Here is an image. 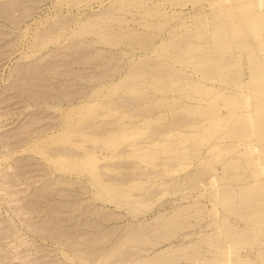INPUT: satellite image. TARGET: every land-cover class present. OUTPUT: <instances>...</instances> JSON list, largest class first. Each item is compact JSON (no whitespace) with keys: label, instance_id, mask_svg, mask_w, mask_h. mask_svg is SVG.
Here are the masks:
<instances>
[{"label":"rangeland","instance_id":"obj_1","mask_svg":"<svg viewBox=\"0 0 264 264\" xmlns=\"http://www.w3.org/2000/svg\"><path fill=\"white\" fill-rule=\"evenodd\" d=\"M0 264H264V0H0Z\"/></svg>","mask_w":264,"mask_h":264},{"label":"bare ground","instance_id":"obj_2","mask_svg":"<svg viewBox=\"0 0 264 264\" xmlns=\"http://www.w3.org/2000/svg\"><path fill=\"white\" fill-rule=\"evenodd\" d=\"M100 212V211H99ZM97 215V214H96ZM104 216V215H103Z\"/></svg>","mask_w":264,"mask_h":264}]
</instances>
